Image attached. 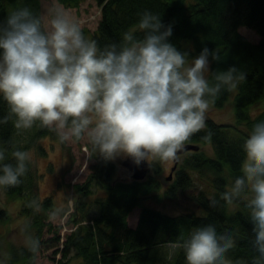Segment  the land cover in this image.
<instances>
[{
    "label": "clouds",
    "instance_id": "clouds-1",
    "mask_svg": "<svg viewBox=\"0 0 264 264\" xmlns=\"http://www.w3.org/2000/svg\"><path fill=\"white\" fill-rule=\"evenodd\" d=\"M173 25L145 10L118 43L100 48L81 26L52 9L47 24L27 6L0 19V100L18 130L39 122L62 142L85 141L89 157L105 162L130 159L174 161L190 138L206 128L210 104L247 80L237 66L214 72L218 49L203 47L192 56L173 44ZM211 77V78H210ZM243 173L223 193L244 199L250 209L253 264H264V119L245 140ZM8 162L0 146V192L19 186L29 171L27 151ZM38 210V206H37ZM25 245L37 253L40 241L27 234ZM236 246L231 231L206 223L182 242L185 264H232Z\"/></svg>",
    "mask_w": 264,
    "mask_h": 264
},
{
    "label": "trees",
    "instance_id": "trees-1",
    "mask_svg": "<svg viewBox=\"0 0 264 264\" xmlns=\"http://www.w3.org/2000/svg\"><path fill=\"white\" fill-rule=\"evenodd\" d=\"M64 8H77L85 0H54ZM100 10V20L91 40L100 48L118 43L123 32L132 29L145 10L161 16L165 24L173 25L171 42L181 50H191L197 55L203 47L218 49L220 60L211 67L214 72L237 66L247 73V80L236 88L233 101V125H218L206 119V128L194 134L186 145L199 147L178 157V165L169 186L161 192L158 176L161 166L151 165L150 174L143 181L115 182V166L98 162L83 186H74L76 196L74 212L67 224L70 232L60 235L61 228H54L49 220L54 212L51 198L38 199V172L30 161L29 171L22 183L3 192L10 198L22 201V213L32 216L33 236L40 241L37 253L27 247L8 245L6 255L0 256V264H35L43 246L54 247V264H185L182 242L196 228L215 222L220 231H231L236 246L226 255L232 264H253L257 253L252 247L250 209L240 200L228 201L223 193L243 173L246 159L245 140L258 119H264V110L255 117L251 109L261 103L264 109V0H92ZM33 3V12L40 16L36 0H0V19L26 3ZM244 27L258 37L256 45L250 44L238 33ZM211 78V77H210ZM230 91H224L210 104L221 109ZM9 115L8 106L0 100V118ZM53 132L41 127L39 122L32 128L18 130L14 118L0 124V146L7 149L8 162L16 150L36 151L45 157L41 146L35 147ZM210 146L212 157L202 151ZM209 181L210 192L201 191L193 200L204 212L203 216L184 214L170 216L158 209L143 205V201L159 203L161 199L173 201L180 193L193 191L192 175ZM101 195L95 200L96 214L89 216L91 187ZM102 192H106L102 195ZM236 206L230 211L229 207ZM38 206V210H37ZM139 209L135 228H130L128 218ZM35 210V211H34ZM34 211V212H33ZM8 220V214L0 208V225ZM44 230L51 235L43 240ZM50 246H47L50 244ZM70 251L74 255L70 257ZM60 255L59 259H55Z\"/></svg>",
    "mask_w": 264,
    "mask_h": 264
},
{
    "label": "rangeland",
    "instance_id": "rangeland-1",
    "mask_svg": "<svg viewBox=\"0 0 264 264\" xmlns=\"http://www.w3.org/2000/svg\"><path fill=\"white\" fill-rule=\"evenodd\" d=\"M36 4L37 11L45 22V25L47 24L49 11L52 9L59 10L80 24L82 32L88 40H91V36L95 33L97 24L100 20V10L95 6L92 0H85L77 8H64L54 0H36ZM32 5L33 3L30 2L22 5V7L27 6L33 10ZM238 33L252 45H256L255 43L259 40V37L247 28H238ZM236 93V89L230 91L227 101L221 109H214L210 106L206 119H211L218 125H233L235 122L233 101ZM259 108H261L262 111L264 110L261 103H256L253 106L251 109L252 117H255L256 113L259 112ZM52 132V138L48 137L41 140L35 147L37 150L38 147L41 146L45 150V157H38L35 150L29 153V157L38 172L39 201L49 197L53 202L54 212L50 214L47 222L51 223L54 228H61L60 235L63 236L70 232V227L67 222L69 220V215H72L74 212L73 202L76 198L73 189L74 186H83L91 174V168L98 162L105 161L98 156L90 158V146L85 141L75 143L62 142L58 133L54 130H52ZM201 149L212 157L210 146H203ZM124 161L125 159L117 158L115 161L109 162L115 166L113 183L132 180L131 174L121 165ZM148 163L151 165L157 163L161 166V176L157 178L161 184V192L164 191L172 181L167 182L166 179L173 167V161L164 162L160 160H149ZM173 173L172 177L174 176ZM192 178L194 184L192 192L185 191L184 193H180L173 201L161 199L159 203H155L152 200H145L143 201V205L158 209L162 213L170 216L184 214L203 216L204 212L198 208L193 200V196H196L201 191L210 192L211 188L208 184L209 181L201 182L194 174ZM91 192L92 195L87 201L90 203L91 209L89 216H94L97 210L94 202L101 195V192L94 186L91 187ZM105 193L106 192H102V195H105ZM242 200L246 203L244 199ZM0 208L5 210L8 214V220L0 225V256L4 257L6 255L7 246L10 244L18 248L26 247V235H33V229H31L33 219L32 216L26 217L21 214L23 208L21 200L10 198L3 192H0ZM229 209L230 211L236 210V206L231 205ZM138 214L139 209H136L129 216L128 225L130 228L136 226ZM50 238L51 235L47 234L46 230H44L43 240L46 241ZM50 245L51 243L47 246ZM54 249V247H51L47 250L46 246H43L37 254L35 264H54L52 261ZM73 255L74 252L70 251V257ZM59 258L60 255L55 257L56 260ZM75 263H77V260H72L71 264Z\"/></svg>",
    "mask_w": 264,
    "mask_h": 264
},
{
    "label": "water",
    "instance_id": "water-1",
    "mask_svg": "<svg viewBox=\"0 0 264 264\" xmlns=\"http://www.w3.org/2000/svg\"><path fill=\"white\" fill-rule=\"evenodd\" d=\"M199 151V147L193 146V145H185V148L183 151H181L178 154V157L185 155L189 152H197ZM131 175V179L133 181H143L147 177V175L150 173L151 170V164L149 163H141L139 166L134 165L130 159H125L124 162L121 164ZM178 165V158L173 161V167L170 170V174L166 181L172 180V173L176 170Z\"/></svg>",
    "mask_w": 264,
    "mask_h": 264
},
{
    "label": "crops",
    "instance_id": "crops-1",
    "mask_svg": "<svg viewBox=\"0 0 264 264\" xmlns=\"http://www.w3.org/2000/svg\"><path fill=\"white\" fill-rule=\"evenodd\" d=\"M259 41V40H258ZM258 41L255 43V44H257L258 43ZM262 111V109L261 108H259V112H261ZM258 114V112L256 113V115ZM255 115V114H254ZM255 115V116H256ZM137 223V222H136ZM135 228V227H134Z\"/></svg>",
    "mask_w": 264,
    "mask_h": 264
}]
</instances>
